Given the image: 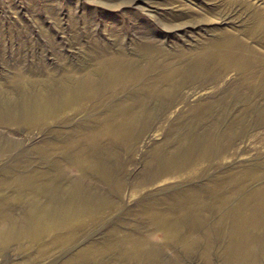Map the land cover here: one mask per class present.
Listing matches in <instances>:
<instances>
[{
    "label": "rangeland",
    "instance_id": "rangeland-1",
    "mask_svg": "<svg viewBox=\"0 0 264 264\" xmlns=\"http://www.w3.org/2000/svg\"><path fill=\"white\" fill-rule=\"evenodd\" d=\"M224 1L0 0V110L19 108L36 90V86L43 88L42 90L51 88L57 90L63 76L69 74V71L73 70L71 74L79 75L88 68H94L97 66V56L107 51L123 50L130 56L140 58L142 48L149 45L155 46L156 51H161L159 57L163 58L162 53L164 57H168L185 51L199 50L209 41L219 37L226 38L230 33L243 36L244 31L252 24L255 26L256 9L264 8V0H240V4L237 3L230 8L225 6ZM178 21L183 24L181 26L172 24ZM257 37L259 42L248 38L249 43L262 49L264 39ZM237 76L238 70L237 72L233 70L223 79L200 86L196 90L194 87H185L182 90L184 95L181 94L175 102L164 107L162 105L155 107L152 104L156 119L142 132L139 139L116 145L111 150L104 145L97 150L94 153L95 158L110 163L117 173L126 179L127 185L122 190L108 186L92 172H88V176L87 174L83 176L82 168L72 159L80 150V146L74 142L75 137L79 138L80 128L85 129L96 124L98 117L107 112L103 107L91 109L90 106L95 99L88 101L83 108L66 110L41 127L28 128L22 123H0L2 224L17 225L28 230L32 225L29 213L33 206L47 208L51 204L50 196L57 190L59 192H56L57 199L62 202V198L66 199L69 195L66 187L72 180L84 181L91 190L108 196L114 203L112 207L102 209L98 213L99 217L83 215L73 219L72 224L67 223L68 225L64 220L50 217V226L57 229L49 230L37 240L22 236L2 243L0 238V264H68L84 247L101 245L114 240L117 236L139 231H143V237L147 238L148 242L150 240L152 244H161L165 238L164 232L148 228L147 220L140 213L141 208L145 204L171 208L173 200L170 198L187 186L197 188L195 190L201 193L202 203L207 205L204 204L208 214L206 223L199 226L196 232L198 245L189 250L179 237L176 242L163 246L162 255L147 264H207V260L209 264H229L223 255L229 225L223 218L236 206L243 192H238L228 202L216 203L212 190L213 179L245 165L260 168L264 166V127L250 130V133L228 148L225 155L218 150L210 160L192 165L185 173L170 171L163 178L144 185H139V181L146 175V162L151 149L159 144L166 147L167 133L177 132L182 119L189 115L191 107L219 95L225 86L235 84ZM114 86H103L100 89V97L103 98L113 92L117 88V85ZM122 96L126 97L127 93L116 95L115 100ZM235 100L234 114L239 113L244 107L241 100L240 102L238 99ZM169 142L171 148L178 146L176 136ZM34 173L35 175L46 173L49 175L46 176L48 181H52V177L58 173L63 178L60 176L61 178L54 180V183L50 184L54 185L53 188L44 189L49 192H43L42 189L41 192L35 193L30 185L19 184L25 179L24 176L27 179ZM262 184L264 176L260 181H252L249 190ZM62 225L69 229L74 227L82 230L75 240L57 245L53 237L59 231L67 229ZM77 225L79 226L76 227ZM250 231L260 234L254 227ZM205 235L213 239L207 257L204 253L207 247ZM258 263L264 264L262 255ZM87 264L145 263L141 260L127 259L125 250L115 247L101 255H93Z\"/></svg>",
    "mask_w": 264,
    "mask_h": 264
},
{
    "label": "bare ground",
    "instance_id": "bare-ground-1",
    "mask_svg": "<svg viewBox=\"0 0 264 264\" xmlns=\"http://www.w3.org/2000/svg\"><path fill=\"white\" fill-rule=\"evenodd\" d=\"M240 2V0H225L224 4L230 8ZM254 16L257 18L255 26L252 24L247 31H244L243 36L230 33L226 38L219 37L209 41L199 50L185 51L175 56L170 55L171 57H164L162 53L163 58H160L161 51H156L155 46L149 45L138 52L140 58L130 56L123 50L107 51L97 56V66L94 68H88L79 75L71 74L73 70L69 71V74L63 76L61 84L59 83L60 88L57 90L52 88L42 90L43 88L36 86V90L24 100L22 106L0 110V123H22L28 128L41 127L66 110L83 108L88 101L95 99L90 106L91 109L103 107L107 112L98 117L96 124L77 130L79 138H76L75 134L73 139L77 146H80V150L77 153L74 151L72 159L82 168L83 176L92 172L108 186L122 190L127 185L126 179H123L110 163L95 158L94 153L103 145L111 150L116 145L139 139L142 132L147 130L156 119L152 104L155 107L156 105L164 107L175 102L177 97H181L185 87H194L196 90L200 86L223 79L233 70L236 72L238 70L235 84H228L220 94L218 93L219 95L191 107L189 115L182 119L177 132L167 133L166 147L159 144L151 149L150 157L146 162V175L141 178L139 185L159 180L170 171L185 173L192 165L210 160L218 150L225 155L228 148L250 133V130L264 127V46L259 49L249 43L248 39H256L258 42L260 40L257 36L264 39V8H257ZM172 24L181 26L183 22H172ZM107 85H115L114 87L117 85V88L115 90L111 88L114 91L108 95L104 94L105 96L101 98L100 89ZM126 93V97L122 96L115 100L116 95H126ZM235 99L239 102L241 100L244 104L242 110L236 114H234ZM173 136H176L178 146L171 148L169 141ZM44 174L34 173L27 179L24 176L25 179L19 184L30 185L35 193L41 192L42 189L43 192H49L44 189L54 186L50 184L59 179L61 174L58 173L54 178L51 176L52 181H48L46 173ZM262 176H264V166L260 168L255 165H245L213 179L212 190L216 203L228 202L238 192H243L236 206L223 218L229 225L223 251L225 261L229 264H259L260 256L264 257V184L256 185L249 190L250 183L260 181ZM66 188L69 195L67 194L66 199L62 198V202L57 199L56 189L55 194L52 193L53 195L50 196L51 204L47 208L33 206L29 213L32 225L28 230L17 225H4L0 221L1 242L7 243L22 236L37 240L49 230L57 229L55 226L54 228L50 226V217L64 220L67 224L83 215L99 217L98 213L102 209L114 205L111 198L97 191L94 192L84 181L72 180ZM195 189L187 186L177 192L170 198L173 200V206L171 208L167 206L169 209L152 204H145L141 208L140 213L147 220L148 228L160 229L164 232L165 238L161 244H152L150 240L148 242L147 238L143 237V231L127 233L101 245L91 244L93 246L84 247L68 264H87L93 255H101L115 247L124 249L127 259L141 260L147 264L162 255L163 246L176 242L179 237L183 239L181 240L185 248L189 250L196 248L198 245L196 232L199 226L205 225L208 214L206 207L204 208L205 203H202L201 193ZM184 227L186 228L183 229ZM252 227L260 234L251 233ZM81 230L82 228L73 227L59 231L53 237L54 242L61 245L73 241ZM205 241L207 247L204 253L207 257L213 239L207 235Z\"/></svg>",
    "mask_w": 264,
    "mask_h": 264
}]
</instances>
